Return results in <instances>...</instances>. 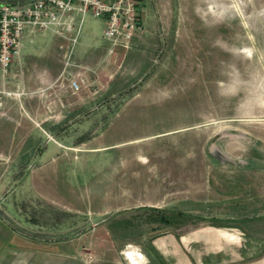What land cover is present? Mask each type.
Segmentation results:
<instances>
[{"label": "rangeland", "instance_id": "rangeland-1", "mask_svg": "<svg viewBox=\"0 0 264 264\" xmlns=\"http://www.w3.org/2000/svg\"><path fill=\"white\" fill-rule=\"evenodd\" d=\"M139 1L131 48L106 50L70 88L78 109L37 126L18 116L26 133L2 119V252L33 225L61 224L71 237L137 216L129 232L156 242L264 211V0ZM102 27L86 14L79 42L105 48ZM52 40L45 31L28 45ZM183 197L196 210L176 223L142 211L169 216ZM174 254L183 256L177 245Z\"/></svg>", "mask_w": 264, "mask_h": 264}, {"label": "crops", "instance_id": "crops-1", "mask_svg": "<svg viewBox=\"0 0 264 264\" xmlns=\"http://www.w3.org/2000/svg\"><path fill=\"white\" fill-rule=\"evenodd\" d=\"M43 32H23L19 55L0 79V88L15 93L12 96L0 94V123L3 119L2 123L11 131L20 128L25 132L32 125L46 124L45 114H72L83 104L68 86V78L76 68H68L67 78L56 79L65 43L51 34L53 40L47 46L28 45L34 36ZM24 36L27 39L23 41ZM102 45L105 48L99 50L78 39L73 63L93 71L97 60L100 62L109 50L106 41ZM24 114L32 125L19 122L18 116ZM195 207L194 202L183 197L167 209L184 213L196 210ZM136 219L137 216L134 220L122 217L113 222L104 221L102 226L93 223L92 233L71 237L63 236L61 224L50 226V232L45 226L21 227L17 236L9 239L10 245L4 247V252L0 249V264H264V211L238 217L239 223L209 224L191 235L168 234L156 242L152 238L144 242L141 232L135 229L134 233L129 232L131 224H137ZM176 245L182 250L179 260L174 259ZM85 255L89 256L86 261Z\"/></svg>", "mask_w": 264, "mask_h": 264}, {"label": "built area", "instance_id": "built-area-1", "mask_svg": "<svg viewBox=\"0 0 264 264\" xmlns=\"http://www.w3.org/2000/svg\"><path fill=\"white\" fill-rule=\"evenodd\" d=\"M86 14L103 22L101 38L114 49L127 50L142 28L139 0H16L0 2V79H3L11 61L19 55L20 39L25 30L47 31L60 38L61 68L56 79L65 78V70L76 68L69 76V88L77 91L84 82L85 66L72 61L83 18ZM68 77L66 73V78ZM0 94L14 92L0 88Z\"/></svg>", "mask_w": 264, "mask_h": 264}, {"label": "trees", "instance_id": "trees-1", "mask_svg": "<svg viewBox=\"0 0 264 264\" xmlns=\"http://www.w3.org/2000/svg\"><path fill=\"white\" fill-rule=\"evenodd\" d=\"M142 211H148L151 214L153 213L147 220H152L157 223L164 224V225H170L171 223H176L177 221H181L179 220V218H181L183 215L180 212H170L169 216H167V214L163 212L162 210H159L158 208H154V207H148V206L143 208Z\"/></svg>", "mask_w": 264, "mask_h": 264}, {"label": "water", "instance_id": "water-1", "mask_svg": "<svg viewBox=\"0 0 264 264\" xmlns=\"http://www.w3.org/2000/svg\"><path fill=\"white\" fill-rule=\"evenodd\" d=\"M0 1H3V2H14L16 0H0Z\"/></svg>", "mask_w": 264, "mask_h": 264}]
</instances>
